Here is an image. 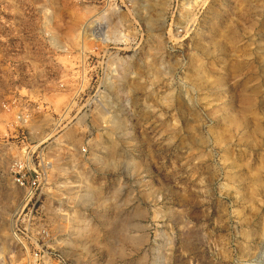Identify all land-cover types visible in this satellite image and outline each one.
Instances as JSON below:
<instances>
[{"label":"rangeland","instance_id":"374dc122","mask_svg":"<svg viewBox=\"0 0 264 264\" xmlns=\"http://www.w3.org/2000/svg\"><path fill=\"white\" fill-rule=\"evenodd\" d=\"M35 253L264 264V0H0V264Z\"/></svg>","mask_w":264,"mask_h":264},{"label":"built area","instance_id":"2783aa9c","mask_svg":"<svg viewBox=\"0 0 264 264\" xmlns=\"http://www.w3.org/2000/svg\"><path fill=\"white\" fill-rule=\"evenodd\" d=\"M16 183L19 187H21L24 190L23 201H22V205H23L22 211H23L24 209H27L30 206L32 200L37 197V190L39 189L40 182L39 180L34 178L25 180L24 178L19 177L16 179ZM13 229L17 230L16 224H14ZM39 262L40 261L38 259V254L36 253L33 254V258L30 259V264H39Z\"/></svg>","mask_w":264,"mask_h":264},{"label":"bare ground","instance_id":"6f19581e","mask_svg":"<svg viewBox=\"0 0 264 264\" xmlns=\"http://www.w3.org/2000/svg\"><path fill=\"white\" fill-rule=\"evenodd\" d=\"M118 39V38H117Z\"/></svg>","mask_w":264,"mask_h":264}]
</instances>
